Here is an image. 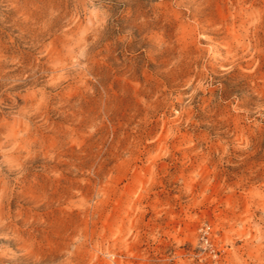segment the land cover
Masks as SVG:
<instances>
[{
    "label": "rangeland",
    "instance_id": "rangeland-1",
    "mask_svg": "<svg viewBox=\"0 0 264 264\" xmlns=\"http://www.w3.org/2000/svg\"><path fill=\"white\" fill-rule=\"evenodd\" d=\"M0 264H264V0H0Z\"/></svg>",
    "mask_w": 264,
    "mask_h": 264
},
{
    "label": "bare ground",
    "instance_id": "bare-ground-1",
    "mask_svg": "<svg viewBox=\"0 0 264 264\" xmlns=\"http://www.w3.org/2000/svg\"><path fill=\"white\" fill-rule=\"evenodd\" d=\"M7 133H8V132H7ZM16 142H17V141H16ZM16 142H15V143H16ZM1 147H2V146H1ZM10 148H11V147H10ZM5 149H6V148H5ZM11 150H12V149H11ZM6 163H7V162H6ZM13 167H14V165H13ZM18 168H19V167H18ZM19 170H20V169H19ZM13 172H14V171H13ZM3 189H4V188H3Z\"/></svg>",
    "mask_w": 264,
    "mask_h": 264
}]
</instances>
